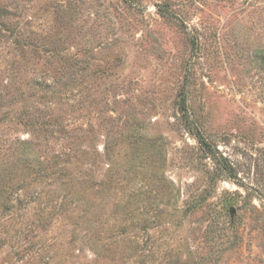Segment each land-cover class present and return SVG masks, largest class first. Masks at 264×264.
Returning a JSON list of instances; mask_svg holds the SVG:
<instances>
[{
    "label": "rangeland",
    "instance_id": "1",
    "mask_svg": "<svg viewBox=\"0 0 264 264\" xmlns=\"http://www.w3.org/2000/svg\"><path fill=\"white\" fill-rule=\"evenodd\" d=\"M0 264H264V0H0Z\"/></svg>",
    "mask_w": 264,
    "mask_h": 264
},
{
    "label": "water",
    "instance_id": "2",
    "mask_svg": "<svg viewBox=\"0 0 264 264\" xmlns=\"http://www.w3.org/2000/svg\"><path fill=\"white\" fill-rule=\"evenodd\" d=\"M233 212H234V209H233V208H231V209H230V213H233Z\"/></svg>",
    "mask_w": 264,
    "mask_h": 264
}]
</instances>
